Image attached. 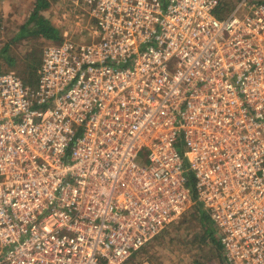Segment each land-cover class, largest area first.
Instances as JSON below:
<instances>
[{
    "label": "built area",
    "instance_id": "obj_1",
    "mask_svg": "<svg viewBox=\"0 0 264 264\" xmlns=\"http://www.w3.org/2000/svg\"><path fill=\"white\" fill-rule=\"evenodd\" d=\"M72 3L91 44L47 46L35 86L0 71L3 262L126 264L192 207L190 170L222 264H264V2Z\"/></svg>",
    "mask_w": 264,
    "mask_h": 264
},
{
    "label": "rangeland",
    "instance_id": "obj_2",
    "mask_svg": "<svg viewBox=\"0 0 264 264\" xmlns=\"http://www.w3.org/2000/svg\"><path fill=\"white\" fill-rule=\"evenodd\" d=\"M232 1L237 2V0ZM2 2L0 5V71L21 75V77L23 75L22 79H25L23 82L27 83V73H30L31 69L23 68V58L27 54L38 53L35 62H41L45 48L58 43L45 40L43 37L35 38L28 35L26 30L25 34L24 31L22 32V26L28 22L37 0H2ZM51 2V7L42 14L60 30L62 39H72L77 44H91L95 24L89 19V15L82 11L83 7L76 6L68 0H51ZM247 14H251L249 3L248 7H243L240 12V15ZM2 48L8 49V54L15 58V63L11 65V62L3 59L2 52L5 49ZM32 80L36 81L37 75H33ZM181 152H184L183 147ZM190 209L126 264H198L200 262L222 264L223 256L219 258L210 246L200 243L201 228L194 220ZM0 250H2L1 245ZM0 264H5L3 255H0Z\"/></svg>",
    "mask_w": 264,
    "mask_h": 264
},
{
    "label": "trees",
    "instance_id": "obj_3",
    "mask_svg": "<svg viewBox=\"0 0 264 264\" xmlns=\"http://www.w3.org/2000/svg\"><path fill=\"white\" fill-rule=\"evenodd\" d=\"M68 1L72 3V0H68ZM237 2H233L232 0H218V5L214 12L216 17L219 19H224L227 16H229L237 9L241 0H237ZM51 4H52L51 0H37L34 11L32 12L28 22L26 23L25 26H22V32L24 31L25 34V32L27 31L28 35H31L35 38L43 37L45 40L61 44L65 39H62V34L60 30L52 24L51 20L45 18L42 14V12H44L45 10L51 7ZM2 53H3V59H5L6 62L7 61L11 62V65L15 63V58L11 57L8 54L9 53L8 49H5ZM36 55L39 54L37 53ZM36 55H34L33 53L27 54L22 60L23 68H26L27 70L28 68L31 69L30 73H27L28 79L26 81L28 84L25 83L24 81L26 85L32 86L37 84L38 82V70L41 66L42 59L41 62L40 61L35 62ZM33 75L34 76L37 75L36 81L32 80ZM19 77L22 79L23 75L22 77L21 75ZM186 177L188 178V188L191 192V197L193 201V205L190 210H192V216L194 217V220L199 223V226L201 228L200 243L210 246L214 251V253H216V255L219 256L220 258L221 256H223V251L217 239L216 228L212 221L211 214L204 207V205L198 200L195 175L190 170H187ZM136 254L132 256V259L136 256ZM198 264H204V263L200 262Z\"/></svg>",
    "mask_w": 264,
    "mask_h": 264
},
{
    "label": "crops",
    "instance_id": "obj_4",
    "mask_svg": "<svg viewBox=\"0 0 264 264\" xmlns=\"http://www.w3.org/2000/svg\"><path fill=\"white\" fill-rule=\"evenodd\" d=\"M9 1V0H8ZM1 2H2V0H0V5H1ZM3 3V2H2Z\"/></svg>",
    "mask_w": 264,
    "mask_h": 264
}]
</instances>
